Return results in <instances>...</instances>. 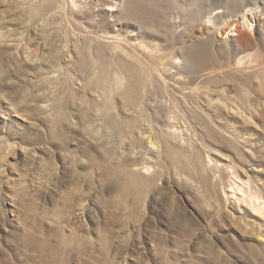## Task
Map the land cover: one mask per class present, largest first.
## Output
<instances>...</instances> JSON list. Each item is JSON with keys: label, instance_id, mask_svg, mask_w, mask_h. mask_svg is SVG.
I'll return each instance as SVG.
<instances>
[{"label": "rangeland", "instance_id": "374dc122", "mask_svg": "<svg viewBox=\"0 0 264 264\" xmlns=\"http://www.w3.org/2000/svg\"><path fill=\"white\" fill-rule=\"evenodd\" d=\"M112 1L0 0V264H264L216 186L232 163L264 192V0ZM149 136L156 174L122 175Z\"/></svg>", "mask_w": 264, "mask_h": 264}, {"label": "bare ground", "instance_id": "6f19581e", "mask_svg": "<svg viewBox=\"0 0 264 264\" xmlns=\"http://www.w3.org/2000/svg\"><path fill=\"white\" fill-rule=\"evenodd\" d=\"M73 1L75 3L77 2V0H73ZM173 1L176 2L178 5H182V2H184V0H173ZM126 4H127V0H113L110 3H106L102 5L100 8L103 11H107L113 14L120 7L123 8ZM234 23H235V29L234 30L231 29V31H235L237 33V36L234 39L238 46H242L243 41L246 38L251 37V34L248 32V30L242 28V26L246 25L248 27L249 24L247 20L243 22L237 20ZM209 24H215V16H210L208 25ZM231 24H229L226 28H223L221 35H217L214 32V30L206 24V27L203 30V32H197L192 36L191 42L201 39L205 34H214L216 37L215 39L219 44L228 45L230 44V40H229L230 34L227 32V29L231 26ZM186 62H187V58L185 57L184 54H181L179 56H176V58L173 60V65H175V67L177 68H180L181 66H184ZM165 65L167 66L168 64ZM176 73H179V71L174 72L175 75ZM221 100L222 99L219 96L216 97L213 95L211 96L208 95L207 97V101L209 103H212V101L221 102ZM43 104L44 107L47 108L50 107V110L52 109V104H49L47 102ZM161 105L164 108H166V110L168 111L167 113L169 114L168 117H166L167 119L165 123V128L163 129L164 133L166 135L173 136L178 139L181 136V138L184 140V138L182 137V132H181L182 130H180V128L178 127V124L176 123V117L173 115L174 110L170 109L168 101H164ZM9 106H10L9 108L14 110L12 103H10ZM231 132L235 133V129L233 128ZM150 137L151 136H149V138ZM149 142L150 145H148L149 146L148 149L145 152H143L140 158H135L125 163H123L122 161V175H130L132 173L135 174L137 172L144 173L147 175L148 174L152 175L156 172V167L153 159H154V153L157 142L154 140V138L152 139L150 138ZM206 164L214 171H222V169L224 168V163L220 159L214 158L209 153H206ZM227 166L229 167V169L227 170L233 176L234 181L229 183L228 184L229 189H226L224 185V181L222 180V176H221V178H217L218 184L216 182V186L219 185V189L222 190L227 201H233L235 206L238 208L240 212L242 211H244L245 213L248 212L250 216H253L255 218L254 220L256 219L260 220L261 225L264 226V192L256 184H254L249 177H243L240 171H238L232 163L227 164ZM121 189L125 192H128L126 191L125 186H122ZM27 248L30 249L29 247Z\"/></svg>", "mask_w": 264, "mask_h": 264}]
</instances>
